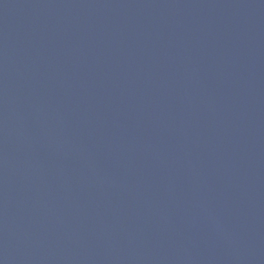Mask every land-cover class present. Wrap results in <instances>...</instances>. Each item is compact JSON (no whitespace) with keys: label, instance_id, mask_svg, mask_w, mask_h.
<instances>
[{"label":"water","instance_id":"water-1","mask_svg":"<svg viewBox=\"0 0 264 264\" xmlns=\"http://www.w3.org/2000/svg\"><path fill=\"white\" fill-rule=\"evenodd\" d=\"M0 264H264V0H0Z\"/></svg>","mask_w":264,"mask_h":264}]
</instances>
